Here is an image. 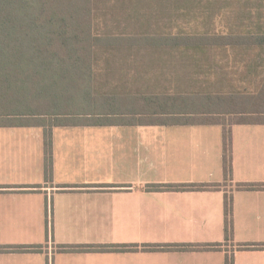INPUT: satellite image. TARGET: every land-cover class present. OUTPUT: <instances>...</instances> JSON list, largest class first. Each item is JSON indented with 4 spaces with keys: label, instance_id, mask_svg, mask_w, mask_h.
I'll return each mask as SVG.
<instances>
[{
    "label": "crops",
    "instance_id": "1",
    "mask_svg": "<svg viewBox=\"0 0 264 264\" xmlns=\"http://www.w3.org/2000/svg\"><path fill=\"white\" fill-rule=\"evenodd\" d=\"M263 127L231 125L227 178L217 124L104 125V153L52 143L49 173L46 155L0 149V264H264Z\"/></svg>",
    "mask_w": 264,
    "mask_h": 264
},
{
    "label": "trees",
    "instance_id": "2",
    "mask_svg": "<svg viewBox=\"0 0 264 264\" xmlns=\"http://www.w3.org/2000/svg\"><path fill=\"white\" fill-rule=\"evenodd\" d=\"M117 79L132 91L82 98L108 106L104 114L44 107L42 95L53 87L110 91ZM77 114L85 121L70 123ZM48 115L50 126L221 125L222 170L230 177L231 125H264V0H0V126L28 119L46 126ZM230 209L225 195L226 238Z\"/></svg>",
    "mask_w": 264,
    "mask_h": 264
},
{
    "label": "rangeland",
    "instance_id": "3",
    "mask_svg": "<svg viewBox=\"0 0 264 264\" xmlns=\"http://www.w3.org/2000/svg\"><path fill=\"white\" fill-rule=\"evenodd\" d=\"M164 83L168 85L169 81L164 80ZM107 88L108 87H104V89H94L93 87H85L83 85L80 86L79 84H74L72 86L63 85L59 87H53L48 90L47 93L42 95L43 97H45V99H48V103L44 107L47 110L53 108L54 110L52 111H75L76 113L80 114L91 113L95 115L104 114L103 112L108 108V106L104 105L101 109H99L101 106L99 104H95V101L87 104L86 102L82 101V98L87 96H99L105 98L108 95H118L120 92H123L124 89L126 90V93L132 91L130 85H125V83L119 81L118 79L109 87L111 89L110 91H108L109 89ZM27 97L35 98L37 97V95L30 94ZM69 101L72 102L69 104ZM59 102L62 104H59ZM126 106L127 105H125V107ZM80 114L72 116V119H70L72 121L70 123L85 121L86 116ZM48 116H46L45 118H41L46 120V126H36L34 124V122L36 121H34L33 119H28L24 121V124L7 127V129L13 128L14 132L12 133L11 131L7 130V134L2 136V139H4L6 142H9L6 145V148L5 145L0 146V149L5 150L3 151V153L7 155H45V134H47V136H50L48 140L50 141V145L54 143L56 152L61 150V147L66 139H72L83 142L86 146L85 153L87 154L104 153V133H102L104 132V126L51 127L48 123H52L54 121L51 120L54 119V116ZM106 142L113 141L108 139Z\"/></svg>",
    "mask_w": 264,
    "mask_h": 264
}]
</instances>
